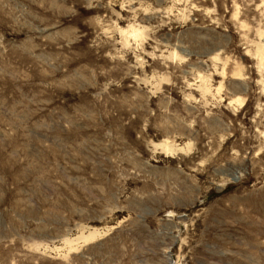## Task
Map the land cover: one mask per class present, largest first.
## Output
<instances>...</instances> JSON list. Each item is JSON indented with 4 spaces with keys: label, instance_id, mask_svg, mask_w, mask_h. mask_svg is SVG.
Returning <instances> with one entry per match:
<instances>
[{
    "label": "rangeland",
    "instance_id": "374dc122",
    "mask_svg": "<svg viewBox=\"0 0 264 264\" xmlns=\"http://www.w3.org/2000/svg\"><path fill=\"white\" fill-rule=\"evenodd\" d=\"M0 264H264V0H0Z\"/></svg>",
    "mask_w": 264,
    "mask_h": 264
}]
</instances>
